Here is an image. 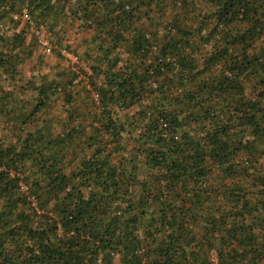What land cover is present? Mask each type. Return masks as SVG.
<instances>
[{
  "label": "trees",
  "instance_id": "16d2710c",
  "mask_svg": "<svg viewBox=\"0 0 264 264\" xmlns=\"http://www.w3.org/2000/svg\"><path fill=\"white\" fill-rule=\"evenodd\" d=\"M0 264H264V0H0Z\"/></svg>",
  "mask_w": 264,
  "mask_h": 264
},
{
  "label": "built area",
  "instance_id": "2783aa9c",
  "mask_svg": "<svg viewBox=\"0 0 264 264\" xmlns=\"http://www.w3.org/2000/svg\"><path fill=\"white\" fill-rule=\"evenodd\" d=\"M21 19H22V22H23V23H24V22L26 23V22H29V21H30V17H29V15H28V13L26 12V10H24V11L22 12ZM34 33H35L36 37L38 38V44H39L40 48L42 49L43 53H44V54H50L52 48H51V46L48 44L47 40L43 38L42 33H40L39 31H36V32H34ZM61 54H62L65 58H67L68 63H69L70 65H74V64L77 62L76 58H75L73 55L68 54L65 50H62V51H61ZM23 189H25V188L23 187Z\"/></svg>",
  "mask_w": 264,
  "mask_h": 264
},
{
  "label": "rangeland",
  "instance_id": "374dc122",
  "mask_svg": "<svg viewBox=\"0 0 264 264\" xmlns=\"http://www.w3.org/2000/svg\"><path fill=\"white\" fill-rule=\"evenodd\" d=\"M62 51V50H61ZM60 51V52H61ZM41 55L42 57V64H40L38 67L42 68L44 72H48L47 68L55 66L59 61L54 57V55L50 54H44L42 49L39 47L35 53V57ZM62 64V63H60ZM34 65L33 59L30 60V62L27 63L26 66H24L23 73L27 76L29 69ZM39 68V70H40Z\"/></svg>",
  "mask_w": 264,
  "mask_h": 264
}]
</instances>
